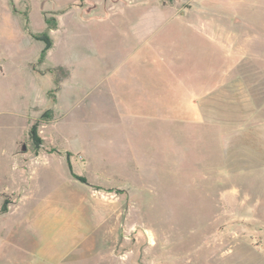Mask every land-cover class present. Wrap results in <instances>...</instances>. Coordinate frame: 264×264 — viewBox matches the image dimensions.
<instances>
[{
  "label": "rangeland",
  "instance_id": "obj_1",
  "mask_svg": "<svg viewBox=\"0 0 264 264\" xmlns=\"http://www.w3.org/2000/svg\"><path fill=\"white\" fill-rule=\"evenodd\" d=\"M0 264H264V0H0Z\"/></svg>",
  "mask_w": 264,
  "mask_h": 264
},
{
  "label": "trees",
  "instance_id": "obj_2",
  "mask_svg": "<svg viewBox=\"0 0 264 264\" xmlns=\"http://www.w3.org/2000/svg\"><path fill=\"white\" fill-rule=\"evenodd\" d=\"M34 38H35L36 41L42 42L44 44L43 49L41 50V55H43L50 48V46H51L50 39L44 33H42V34H40L38 36H35ZM29 136H30V138L36 140V134H35V128L34 127H31L30 128V130H29Z\"/></svg>",
  "mask_w": 264,
  "mask_h": 264
},
{
  "label": "water",
  "instance_id": "obj_3",
  "mask_svg": "<svg viewBox=\"0 0 264 264\" xmlns=\"http://www.w3.org/2000/svg\"><path fill=\"white\" fill-rule=\"evenodd\" d=\"M25 146L24 145H22L20 148H19V152L20 153H24L25 152Z\"/></svg>",
  "mask_w": 264,
  "mask_h": 264
}]
</instances>
